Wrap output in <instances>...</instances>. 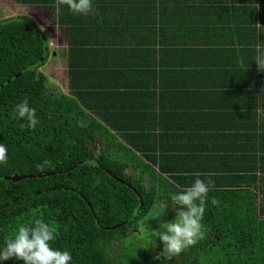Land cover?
<instances>
[{"label": "trees", "instance_id": "16d2710c", "mask_svg": "<svg viewBox=\"0 0 264 264\" xmlns=\"http://www.w3.org/2000/svg\"><path fill=\"white\" fill-rule=\"evenodd\" d=\"M15 2L54 10L67 32L69 90L40 69L45 30L21 15L0 19V143L9 149L0 243L42 218L71 264H162V245H138L134 228L208 173L220 205L206 210L204 238L169 264H264V71L254 61L264 53V0H95L91 16L58 11L56 0ZM217 26L229 39L219 49ZM200 32L210 52L194 50L196 66L168 59L199 47ZM23 100L37 110L35 130L14 118Z\"/></svg>", "mask_w": 264, "mask_h": 264}, {"label": "clouds", "instance_id": "9594fccd", "mask_svg": "<svg viewBox=\"0 0 264 264\" xmlns=\"http://www.w3.org/2000/svg\"><path fill=\"white\" fill-rule=\"evenodd\" d=\"M58 11L66 8L74 15L91 16L95 14V0H56ZM259 28L260 23H255ZM261 71H264V53H259L254 60ZM14 118L23 121L22 128L35 130L39 124L37 110L31 107L27 100L14 105ZM9 159V149L5 143H0V166L6 165ZM44 161L37 167L48 165ZM191 184L182 190H177L167 196L165 201L171 202L175 216L166 221H161L158 229H151L143 234V240L148 247L155 248L162 244V249L157 258L163 257L162 264H169L174 257L194 247L205 236L203 220L209 205L219 207L220 200L210 196L215 185L211 175L204 173L194 174ZM171 182V181H170ZM167 204L164 202L159 207V214L165 213ZM58 237L55 225L42 218L21 223L15 233L6 236L0 243V264L10 259L22 261V264H71L73 256L67 249L54 247ZM147 248V247H143Z\"/></svg>", "mask_w": 264, "mask_h": 264}, {"label": "rangeland", "instance_id": "374dc122", "mask_svg": "<svg viewBox=\"0 0 264 264\" xmlns=\"http://www.w3.org/2000/svg\"><path fill=\"white\" fill-rule=\"evenodd\" d=\"M21 15L26 17L25 20L29 24L36 23L38 24V21L41 22V20L45 21L46 24H43L47 26L48 28H52L55 30V37H52L50 41V57L47 61V63L41 67V71L46 74L52 81L56 83V85L61 88L64 92H67L69 90L68 88V82L66 81V75L65 70H63L65 67L62 66L67 64V56H63L64 49L67 46V40H66V31L64 28H61L58 23L57 17L54 13V10L39 6H27L18 4L15 2V0H0V19L11 17V16H17ZM33 22V23H32ZM39 25V24H38ZM45 32L48 34L49 37H51L50 33L45 30ZM62 42V46H61ZM64 48V49H63ZM56 55V56H55ZM128 172H132L129 170ZM167 211L171 212L169 209L171 207L167 206ZM166 212L160 216L155 218L154 214H159V207L155 206V209L148 215V217L145 218V220H142L136 228H134L133 232H136L135 236V242L141 246H148L143 241V234L146 232H149L151 229H158L160 226L161 221L170 220V213ZM138 232V233H137ZM142 238V239H139ZM158 245L159 241L157 239ZM157 246L156 248H158Z\"/></svg>", "mask_w": 264, "mask_h": 264}, {"label": "crops", "instance_id": "0c3cea01", "mask_svg": "<svg viewBox=\"0 0 264 264\" xmlns=\"http://www.w3.org/2000/svg\"><path fill=\"white\" fill-rule=\"evenodd\" d=\"M27 6H29V5H27ZM60 26V25H59ZM61 27V26H60ZM61 28H63V27H61ZM223 28V27H222ZM220 26H217V27H215L214 29H213V31H214V34H213V37L215 38V39H213V44H215L216 46H217V49H219V48H223L224 46H226L227 45V42H228V40L229 39H227L226 38V35L225 34H219V32H217V30H219V31H221V29H222ZM215 31L217 32V33H215ZM227 33H230V30L228 29V30H225ZM200 36H201V42L199 43L200 44V46L199 47H197V46H193L192 44L193 43H191V48L190 49H186V54L185 55H183V54H181V53H178L176 56H174V55H172L171 54V52H170V54L171 55H168V59H170V58H172V56L174 57V58H176L177 59V62H179V61H186V62H189V64L190 65H192L193 67L194 66H196V65H194V63H195V58L196 57H198L199 55L200 56H203V55H208L209 54V47H208V44H207V41H206V39L204 40V38H205V35L202 33V32H200ZM244 39V35L242 34H240L239 33V35L237 36L236 35V41H237V43H236V41H233V43H232V46H233V50H238L237 49V45H238V47H239V49H240V41L241 40H243ZM257 39V38H256ZM66 40H67V46H66V48L64 49V51L65 52H63V56L64 55H68V49H69V44H68V38H67V32H66ZM50 41H51V37H49V43H50ZM181 41H184L183 39L181 40ZM259 41V40H258ZM180 46V48H182V46L181 45H179ZM258 46H260V47H263V45H261L260 44V41H259V44H258ZM244 47V46H243ZM194 50H198V51H200V54L199 55H196V56H193L192 54H193V51ZM56 56V55H55ZM165 58H167L165 55L163 56V59L165 60ZM179 58V59H178ZM211 58V55H209L206 59H210ZM67 59H68V56H67ZM191 60V61H190ZM67 62H68V60H67ZM168 62H170V61H168ZM62 66H64L65 68L63 69V70H65V75H66V81L68 82V75H67V71H69V69H68V63L66 64V65H63V64H61ZM170 69V71H174V69L172 68V67H169ZM176 68H178V67H176ZM176 68H175V70H176ZM165 70H167V68H164ZM181 69L180 68H178V71H180ZM192 77V76H191ZM164 177H166V178H168V176H166V175H163Z\"/></svg>", "mask_w": 264, "mask_h": 264}, {"label": "water", "instance_id": "95a60500", "mask_svg": "<svg viewBox=\"0 0 264 264\" xmlns=\"http://www.w3.org/2000/svg\"><path fill=\"white\" fill-rule=\"evenodd\" d=\"M38 24H39V27L41 29L46 30V31H48L50 33L51 39H52V37H55V30H53V27L52 28H48L47 26L43 25V24H46V22L43 21V20H41V22L38 21ZM61 46H62V42H61ZM5 179H9V177H6ZM11 179L16 181L17 177L16 178H11ZM19 179H24V177H19Z\"/></svg>", "mask_w": 264, "mask_h": 264}]
</instances>
